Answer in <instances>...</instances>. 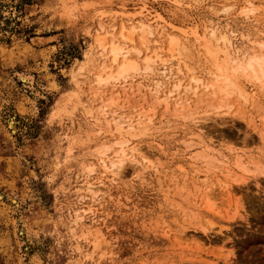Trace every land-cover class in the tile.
<instances>
[{
  "label": "rangeland",
  "instance_id": "obj_1",
  "mask_svg": "<svg viewBox=\"0 0 264 264\" xmlns=\"http://www.w3.org/2000/svg\"><path fill=\"white\" fill-rule=\"evenodd\" d=\"M141 9L174 27L177 47L156 29L128 55L142 68L95 94V73L110 62L97 47L100 21L117 33L133 18L140 46ZM212 28L245 58L264 51V0H0V264H264V83L240 72L249 96L230 103L203 85L185 93L192 75L213 78ZM122 115L149 165L126 157L117 177L103 173L98 147L113 144L105 157L118 161ZM150 117L151 128L137 125ZM196 127L229 165L199 155Z\"/></svg>",
  "mask_w": 264,
  "mask_h": 264
},
{
  "label": "bare ground",
  "instance_id": "obj_2",
  "mask_svg": "<svg viewBox=\"0 0 264 264\" xmlns=\"http://www.w3.org/2000/svg\"><path fill=\"white\" fill-rule=\"evenodd\" d=\"M145 7V6H144ZM147 13H145V11H143L142 9L136 13V18H139V17H144V19H139L140 23L138 24H142L143 26H141V34H140V39H141V42H140V46L138 45H135L134 43V32L136 28H139V27H136V23L134 22L135 20L131 17H126V20L128 21H131V27L129 26V29H127V25H125L124 21H122L120 23V28L118 30V32L116 33V28H115V24L112 22L110 23L109 25H106L105 22L103 21H100V30L101 29H104L105 30V33H101V32H98L99 29H97V33H96V42H97V47L99 48L98 50L101 51V54H108L109 55V60L110 62L108 63L107 61L101 65L100 69L96 71L95 73V80H96V84L97 86L94 87V92L95 94H99V93H102L104 92V89L102 87H104L106 84H110V81L111 83L113 82L112 79L115 80H122V78H126L128 76H132L131 74L135 71H138L140 68H142L140 66V63H139V60L135 57H130L128 55H130L132 52H138V53H141L142 52V47L146 44V39H147V35L151 34V35H156V31L157 30H161L162 33H166L168 36H170V50H174L175 49V46L177 47V44L179 43V38H178V35L175 34V29L174 27L172 26H167L166 23L161 19V18H158L157 15H153L150 11H147V9H145ZM144 13V14H143ZM114 17V16H113ZM123 17V16H122ZM109 18V17H108ZM149 18H154V22H156L157 24L156 25H153L151 23V21H149ZM145 22H144V21ZM120 21V20H119ZM153 22V23H154ZM164 22V23H162ZM118 26V25H117ZM138 26V25H137ZM171 28V29H169ZM210 28V27H209ZM208 28V29H209ZM218 28V27H217ZM157 29V30H156ZM211 30V29H209ZM139 31V30H138ZM224 31V30H223ZM182 31H180V34H181ZM195 35H197L199 37L198 34L200 33H204L205 30L203 29L202 32H200L199 30L195 29ZM208 32V31H207ZM227 32V31H226ZM178 33V32H177ZM219 33V31H218ZM217 33V34H218ZM228 33V32H227ZM227 33H222L221 35H217L216 34V29L215 28H212V31H211V36L214 37L215 36H220V38L218 39H212L213 41H218V42H221V44H218L217 43V47H216V42L214 44L215 45V48H209V52L212 57L214 58V71H212V80H209V81H206L204 80L205 83H203V79L199 76H193L192 75V81H189L187 84H185L183 82L182 79L179 80V82L177 83L176 81V84H175V88H172L169 90V94L171 96H174L173 93H175L176 89L177 88H180L181 89V85L184 86V84L186 85L185 86V93L186 94H193V95H196L198 92H200L199 89H202L200 88L201 85L204 86V88L206 89H212L211 91V94H218V93H222V95L220 96V98L222 100H227V98L230 99V96L233 94V93H238L240 95H242L243 97H248L249 94L246 90L245 87H243L242 85H240L236 79V76L237 74H239L240 72L241 73H244V75H246V77H251L253 78V80H257L258 83L259 82H263L264 83V51L262 52H259V51H255L253 53H249L247 54L248 57H243L242 56V53H241V50L238 48V49H234L235 46L234 44H232V40H231V36H229ZM183 34L185 36V38H188V35L189 33L187 31H183ZM182 34V35H183ZM207 34V33H206ZM181 36V35H180ZM183 36V37H184ZM207 36V35H206ZM201 37V36H200ZM149 38V37H148ZM158 38V37H157ZM153 39V38H152ZM198 39V38H196ZM210 39V37L208 38ZM36 43H40L42 42V39H35ZM148 40V39H147ZM158 40V39H157ZM188 40V39H186ZM207 40V38H206ZM211 40V39H210ZM150 41V39H149ZM154 41V40H153ZM156 41V40H155ZM160 41V40H159ZM183 43V42H182ZM157 44V42H156ZM209 44V43H208ZM158 45V44H157ZM211 45V44H209ZM260 45L264 48V42H260ZM160 46V45H159ZM179 46V45H178ZM158 47V46H157ZM162 47V46H161ZM187 44L184 43L182 44V48H185L187 49ZM214 47V46H213ZM154 48V47H153ZM160 48V47H159ZM163 48V47H162ZM161 48V49H162ZM231 48H233L234 50H231ZM145 49V48H144ZM148 49V48H147ZM146 49V50H147ZM156 49V48H155ZM135 50V51H134ZM158 50V48H157ZM156 50V51H157ZM147 51H145L146 53ZM158 52V51H157ZM220 53H224V56L221 57V54ZM136 54V57H137V53ZM142 54V53H141ZM152 54V53H151ZM148 55V54H147ZM156 56V55H155ZM159 56V55H158ZM157 56V57H158ZM140 58V57H139ZM145 58V57H144ZM212 59V58H211ZM150 57L149 55L145 58V61L147 62V64L145 65L146 68L148 69H152V64L150 65L149 62H150ZM156 60V58H155ZM167 61V59L165 60ZM103 62V61H102ZM154 62V61H153ZM186 64V63H185ZM100 66V65H99ZM165 68L167 67V64H164ZM155 67V66H154ZM184 67V65H183ZM182 67V68H183ZM187 68V67H186ZM180 71V70H179ZM182 72V71H180ZM186 72V70H185ZM184 72V73H185ZM176 73V72H175ZM183 73V72H182ZM180 75V74H179ZM191 76V75H190ZM24 77V76H23ZM25 79V78H24ZM27 79V78H26ZM150 79V78H149ZM178 79V78H177ZM158 80V79H157ZM156 80V81H157ZM191 80V79H190ZM159 81V80H158ZM29 82V81H28ZM183 82V84H182ZM141 84V83H140ZM261 84V83H260ZM135 85V84H134ZM145 85V84H144ZM113 86V85H112ZM140 86V85H139ZM151 86V85H150ZM156 86H159V84ZM161 86V85H160ZM107 88V87H106ZM118 88V87H117ZM128 88V86H127ZM137 88V87H136ZM141 88V87H140ZM146 88V87H145ZM154 89V88H153ZM158 89V88H157ZM155 89V90H157ZM162 89V88H161ZM166 89V88H165ZM106 90V89H105ZM123 90H124V87H123ZM128 90V89H127ZM130 90V89H129ZM132 90V88H131ZM135 91V89H133ZM138 90V89H137ZM149 90V89H148ZM153 90V91H155ZM107 91V90H106ZM152 91V92H153ZM160 91V90H158ZM163 91V90H162ZM167 91V90H166ZM136 92V91H135ZM177 92V91H176ZM180 92V90H179ZM164 93V92H163ZM146 94V93H145ZM173 94V95H172ZM178 94V93H177ZM176 94V96H177ZM102 95V94H100ZM156 96V95H155ZM171 96H168L167 98H171ZM175 96V97H176ZM184 96V95H182ZM216 96V95H215ZM219 96V94L217 95ZM160 97V96H159ZM178 97V96H177ZM176 97V98H177ZM181 97V95H180ZM178 97L177 98V101L178 99L180 98ZM102 98V97H101ZM161 98V97H160ZM184 98V97H183ZM112 99V98H111ZM154 99V98H152ZM159 99V98H158ZM181 99V98H180ZM179 99V100H180ZM220 99V100H221ZM164 100V98H163ZM167 99H165L166 101ZM187 100V99H185ZM221 100V101H222ZM153 101V100H152ZM155 101V100H154ZM168 101V100H167ZM176 101V103H177ZM182 102V100H180ZM162 101H160L159 103H161ZM188 102V101H187ZM228 103H230V101L227 100ZM106 103H110V102H105L104 104ZM163 103V102H162ZM221 103V102H220ZM227 103V104H228ZM168 104H169V101H168ZM182 104L181 103V106L179 105V102H178V106L179 107H182ZM189 104V102H188ZM187 104V105H188ZM219 104V103H218ZM217 104V105H218ZM163 105V104H162ZM170 106V105H169ZM168 106V107H169ZM189 106V105H188ZM222 106V104L220 105V107ZM101 107V112L103 115L107 116V114L109 113L108 110H105L104 109V106H100ZM99 107V108H100ZM177 107V106H176ZM177 107V108H179ZM184 107V106H183ZM186 107V106H185ZM184 107V108H185ZM155 108V107H153ZM178 110V109H177ZM176 111V110H175ZM179 111V110H178ZM123 113V112H122ZM121 113V114H122ZM153 113V111H152ZM180 114V113H179ZM177 114V115H179ZM100 115V114H99ZM102 115V116H103ZM120 115V114H119ZM118 115V116H119ZM124 115V113H123ZM117 117L115 119V129L118 130L119 132V135L120 137H116L118 138L117 140H115V142H113L114 144H118L119 147H120V155L121 157L118 159L117 162L115 161H111L109 162L106 157H105V154L107 152V150L110 148L111 145L113 144H110V145H103L101 147H98L100 149L99 151V154H100V159H99V162L100 164L103 166V173H106V174H112L113 176H117V177H120L121 174H122V171L120 170L121 166H122V163L124 162V160L126 159V157H129L131 156L136 162L139 161L138 160V157L141 158V160H144V166L146 167V165H149L147 163V157L144 153V150H142V147L139 146V145H136V144H133L132 142V139L130 137H128V135H133L131 133V130L134 128V127H137L135 126L132 118H126V116L123 117ZM193 115V114H192ZM150 115L148 114V117ZM154 116V115H153ZM190 116V115H189ZM197 116V115H196ZM116 117V116H115ZM186 117V116H185ZM194 118H196L194 116ZM112 119V118H111ZM110 120V119H109ZM112 121V120H111ZM149 122H145L144 120H137L136 123H138L137 125H139V123H145L143 124V130H147L150 127L152 123V117L149 118V120H147ZM110 122V121H109ZM108 122V123H109ZM105 123V121H104ZM107 123V122H106ZM108 125H112V123L108 124ZM107 125V126H108ZM154 125V124H153ZM114 126V125H113ZM112 127V126H110ZM196 131L193 130L192 134L196 137L195 141H194V145L196 146V148H201V150L199 151V155L201 156V152L202 154L203 153H207L208 155L210 156H213V157H216L217 161L219 160L221 163L222 162H226L228 165V160H224V159H221L217 154H216V151H215V143L214 141H211V142H207L204 138H203V135L201 134L202 132L199 131L201 130V127H196ZM109 129V127H108ZM107 129V130H108ZM137 128H135L134 130H136ZM114 131V128L111 132ZM135 133V131H133ZM142 133V132H141ZM145 133V132H144ZM118 135V134H117ZM113 140V141H114ZM105 144V143H104ZM217 145V144H216ZM198 149H197V152H198ZM118 151V150H116ZM115 151V152H116ZM206 154V155H207ZM110 155V154H109ZM119 155V156H120ZM198 155V154H197ZM205 155V154H204ZM203 155V156H204ZM235 157L237 156V160H240L241 161V155H239L238 153H234ZM108 157V155H107ZM206 157V156H205ZM113 158V157H112ZM204 158V157H203ZM207 158V157H206ZM201 159V158H200ZM204 160V159H203ZM207 160V159H206ZM205 160V161H206ZM210 161V159L208 160V162ZM98 162V161H97ZM98 162V163H99ZM214 162V161H213ZM210 163V162H209ZM235 163V162H234ZM96 164V163H95ZM213 164V163H211ZM222 164V163H221ZM243 164V163H241ZM239 165V164H238ZM208 166V165H207ZM210 166V165H209ZM208 166V167H209ZM213 167H219L220 165L219 164H214L212 165ZM225 166V165H224ZM89 171L94 173L95 171V165H89ZM221 167V166H220ZM225 168L227 170H222L224 173H225V176L228 175L229 173H232L233 170L232 168H229V167H226ZM211 170V168H210ZM208 171V170H207ZM264 171V170H263ZM96 172V171H95ZM103 175V174H102ZM207 172L205 173V176H207ZM225 178V177H224ZM227 178V177H226ZM231 178V177H229ZM236 179V178H235ZM237 180V179H236ZM224 190L225 192L227 193H230L232 191H234V188L231 186V184H229L230 182L229 181H226L224 180ZM233 185V184H232ZM88 189L91 191V194H95L96 193V190L94 188H92L91 186L88 187ZM86 210V209H85ZM238 212V211H237ZM240 212V211H239Z\"/></svg>",
  "mask_w": 264,
  "mask_h": 264
}]
</instances>
